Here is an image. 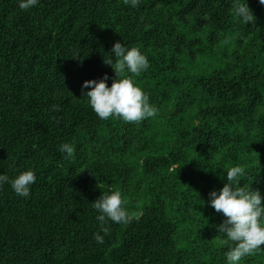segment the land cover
Instances as JSON below:
<instances>
[{
	"label": "trees",
	"instance_id": "trees-1",
	"mask_svg": "<svg viewBox=\"0 0 264 264\" xmlns=\"http://www.w3.org/2000/svg\"><path fill=\"white\" fill-rule=\"evenodd\" d=\"M246 2L252 24L235 0H0V173L37 176L29 198L0 186V264H225L209 193L241 165L264 197V6ZM117 41L149 60L155 118L101 120L82 96L111 86ZM113 190L142 215L104 235L92 202Z\"/></svg>",
	"mask_w": 264,
	"mask_h": 264
},
{
	"label": "clouds",
	"instance_id": "clouds-1",
	"mask_svg": "<svg viewBox=\"0 0 264 264\" xmlns=\"http://www.w3.org/2000/svg\"><path fill=\"white\" fill-rule=\"evenodd\" d=\"M258 2L264 6V0ZM39 3L40 0H18V8L28 11ZM124 3L137 8L140 0H124ZM232 14L234 19L243 24L255 22L246 0H235ZM105 63L115 72L111 86L107 85V75L100 80L84 81L81 86L82 89H88L82 96L86 97L87 105L97 117L101 120L120 119L125 123H139L155 118L158 108L150 103L149 96L134 81V78L140 77L149 69L147 56L138 47L129 48L122 41H117ZM59 151L72 157L75 149L70 143H62ZM246 175L245 168L241 165L228 167L223 187L219 191H211L207 201L208 206L225 217L217 226V231L223 238L222 243L228 245V250L224 253L225 264H241L245 257L264 251V197L258 189H251L250 184L243 183L241 186V178ZM36 179V173L31 169L21 171L13 178L0 173V186L10 184L18 196L29 198ZM125 205L126 199L119 190L104 192L92 202L97 211L95 219L104 235L108 233L109 222L126 225L131 220L140 218L141 212L130 214ZM95 239L98 244L104 242L103 235L96 234Z\"/></svg>",
	"mask_w": 264,
	"mask_h": 264
}]
</instances>
